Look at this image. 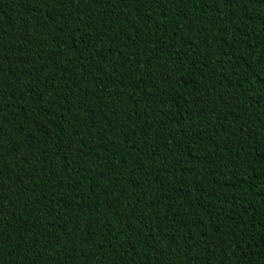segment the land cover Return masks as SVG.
Wrapping results in <instances>:
<instances>
[{"label": "trees", "instance_id": "1", "mask_svg": "<svg viewBox=\"0 0 264 264\" xmlns=\"http://www.w3.org/2000/svg\"><path fill=\"white\" fill-rule=\"evenodd\" d=\"M0 264H264V0H0Z\"/></svg>", "mask_w": 264, "mask_h": 264}]
</instances>
